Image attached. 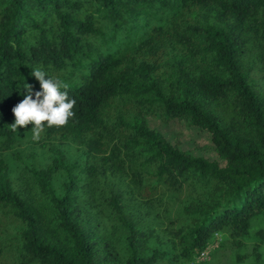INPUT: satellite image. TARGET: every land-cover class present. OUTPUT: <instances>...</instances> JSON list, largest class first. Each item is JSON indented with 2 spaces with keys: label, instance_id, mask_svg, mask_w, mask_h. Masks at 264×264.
<instances>
[{
  "label": "trees",
  "instance_id": "1",
  "mask_svg": "<svg viewBox=\"0 0 264 264\" xmlns=\"http://www.w3.org/2000/svg\"><path fill=\"white\" fill-rule=\"evenodd\" d=\"M36 68L76 100L38 141L10 127ZM23 138L79 159L14 169ZM216 233L219 264H262L264 0H0V264H193Z\"/></svg>",
  "mask_w": 264,
  "mask_h": 264
},
{
  "label": "clouds",
  "instance_id": "2",
  "mask_svg": "<svg viewBox=\"0 0 264 264\" xmlns=\"http://www.w3.org/2000/svg\"><path fill=\"white\" fill-rule=\"evenodd\" d=\"M31 75L39 81L42 90L33 94L32 85L26 84L27 94L13 107L16 119L10 127L17 131L31 124L32 139L38 141L46 128L67 126L75 117L76 100L70 97L69 85L63 80L48 77L39 68L32 69Z\"/></svg>",
  "mask_w": 264,
  "mask_h": 264
},
{
  "label": "rangeland",
  "instance_id": "3",
  "mask_svg": "<svg viewBox=\"0 0 264 264\" xmlns=\"http://www.w3.org/2000/svg\"><path fill=\"white\" fill-rule=\"evenodd\" d=\"M149 122L155 127H157V129L161 133H163L167 139L174 141V139L178 138L181 141L182 150L190 152L192 154H203L208 157H212V147L208 144L205 135L201 132L193 131L178 122H171L168 125H161L151 118H149ZM55 154L58 157L63 158L66 163H71L75 160H78L80 156L79 150L72 145L59 148ZM54 155L48 154L43 150L39 149L37 143H33L29 139L23 138L18 140V146H16L12 150V167L14 169L19 168L20 165L24 164L28 168H32L35 167L37 164L43 162L44 160L49 161L51 158L54 157ZM61 181L62 178L60 176H57L53 181V186L56 190H59ZM223 239L224 236H222L221 234H214L211 240L209 241L207 247L202 251L205 252V259L201 258L200 256H197L193 264H219V262L216 261V258H212V256L214 255V253L220 254V251L216 250L223 241ZM223 262L224 264H226L228 261L226 259ZM262 264H264V258Z\"/></svg>",
  "mask_w": 264,
  "mask_h": 264
},
{
  "label": "built area",
  "instance_id": "4",
  "mask_svg": "<svg viewBox=\"0 0 264 264\" xmlns=\"http://www.w3.org/2000/svg\"><path fill=\"white\" fill-rule=\"evenodd\" d=\"M217 236V235H216ZM201 258L205 259V252H201L199 255Z\"/></svg>",
  "mask_w": 264,
  "mask_h": 264
}]
</instances>
